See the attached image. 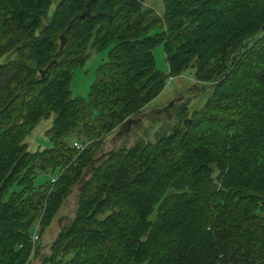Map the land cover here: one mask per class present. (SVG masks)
I'll return each mask as SVG.
<instances>
[{
  "label": "trees",
  "instance_id": "16d2710c",
  "mask_svg": "<svg viewBox=\"0 0 264 264\" xmlns=\"http://www.w3.org/2000/svg\"><path fill=\"white\" fill-rule=\"evenodd\" d=\"M144 1L0 0V264L39 254L32 235L73 188L72 218L38 264H264V0H162L160 16ZM90 50L105 58L70 99ZM185 71L194 94L208 87L198 110L180 105L153 142L96 157ZM50 116L49 148L28 153ZM40 173L53 177L34 188Z\"/></svg>",
  "mask_w": 264,
  "mask_h": 264
},
{
  "label": "rangeland",
  "instance_id": "374dc122",
  "mask_svg": "<svg viewBox=\"0 0 264 264\" xmlns=\"http://www.w3.org/2000/svg\"><path fill=\"white\" fill-rule=\"evenodd\" d=\"M56 1L57 0H52L50 9H52ZM143 4L144 6L151 8L158 16H160L163 12L162 0H145ZM152 33L153 32H150V34ZM88 53V59L85 61L83 66L74 70L72 73V77L68 85L70 99L86 98L88 88L93 82L94 71L105 58V50L100 52L90 50ZM152 58L155 70L163 76H167V67L160 45H157L152 49ZM196 86L197 85L194 83L192 73L190 71H185L176 78H166L161 93L157 96V98L145 106L140 115L137 117L140 121L138 124L140 130L135 131L133 128L135 118H131L134 122L129 123L128 126L123 129V131H125L123 136L126 135V139L122 140L123 136L120 135L122 131L119 132L118 135V130H114L104 140L101 150L96 157L120 147L130 146L135 140L136 135L141 136L145 142H153L156 134H161V132L167 130L169 126L174 123L172 113L175 112L180 105L186 104L188 112L198 110L202 106L209 95V90L208 87L205 86L201 92L194 94L193 89ZM51 119L52 116H50L48 120L40 121L25 138L23 143L25 144L28 153H34L37 151L40 152L49 148L45 132L50 127ZM115 136L121 137L115 138ZM83 143L85 142L83 141ZM85 145L87 148L88 143H85ZM52 177L53 176L48 173L37 174L33 180V187L36 188L42 185ZM76 192L77 188H73L65 203L61 206L56 216L51 221L49 227L38 235V242H35L34 244L31 243L33 249H35L36 246L40 247V249L39 254L35 258L31 256L27 264H38L40 257L47 254L48 248L56 237L58 231L68 225L74 211ZM259 216L264 219V208L260 211ZM38 229H36L37 232H39Z\"/></svg>",
  "mask_w": 264,
  "mask_h": 264
},
{
  "label": "built area",
  "instance_id": "2783aa9c",
  "mask_svg": "<svg viewBox=\"0 0 264 264\" xmlns=\"http://www.w3.org/2000/svg\"><path fill=\"white\" fill-rule=\"evenodd\" d=\"M70 147L72 149H74L76 152L80 153V152H82L85 149L86 145H85V143L73 140L70 143ZM53 183H54V180H51L50 184H53ZM35 240H36V237H35V234H33L32 237H31V243L33 244L35 242Z\"/></svg>",
  "mask_w": 264,
  "mask_h": 264
},
{
  "label": "water",
  "instance_id": "95a60500",
  "mask_svg": "<svg viewBox=\"0 0 264 264\" xmlns=\"http://www.w3.org/2000/svg\"><path fill=\"white\" fill-rule=\"evenodd\" d=\"M86 14L85 13H82L81 15H79V16H77L76 18H82L83 16H85ZM62 42H61V46H62ZM54 63L53 62H51V64L50 65H48V66H51V65H53ZM48 68V67H47ZM46 72V69L43 71V73H45ZM40 76L42 75V74H39Z\"/></svg>",
  "mask_w": 264,
  "mask_h": 264
}]
</instances>
